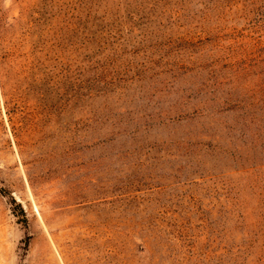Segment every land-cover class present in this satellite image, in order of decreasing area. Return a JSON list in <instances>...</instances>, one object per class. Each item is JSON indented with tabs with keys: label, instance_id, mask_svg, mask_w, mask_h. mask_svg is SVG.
<instances>
[{
	"label": "rangeland",
	"instance_id": "obj_1",
	"mask_svg": "<svg viewBox=\"0 0 264 264\" xmlns=\"http://www.w3.org/2000/svg\"><path fill=\"white\" fill-rule=\"evenodd\" d=\"M0 264H264V0H0Z\"/></svg>",
	"mask_w": 264,
	"mask_h": 264
},
{
	"label": "bare ground",
	"instance_id": "obj_2",
	"mask_svg": "<svg viewBox=\"0 0 264 264\" xmlns=\"http://www.w3.org/2000/svg\"><path fill=\"white\" fill-rule=\"evenodd\" d=\"M12 140V139H11Z\"/></svg>",
	"mask_w": 264,
	"mask_h": 264
}]
</instances>
